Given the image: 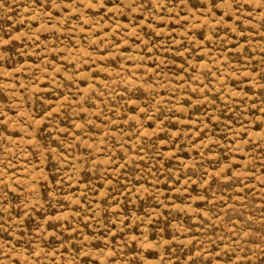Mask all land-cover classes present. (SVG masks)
<instances>
[{
    "label": "rangeland",
    "instance_id": "374dc122",
    "mask_svg": "<svg viewBox=\"0 0 264 264\" xmlns=\"http://www.w3.org/2000/svg\"><path fill=\"white\" fill-rule=\"evenodd\" d=\"M0 264H264V0H0Z\"/></svg>",
    "mask_w": 264,
    "mask_h": 264
}]
</instances>
